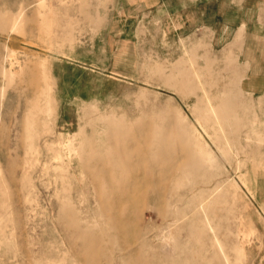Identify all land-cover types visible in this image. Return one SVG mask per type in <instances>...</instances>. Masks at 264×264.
<instances>
[{
    "label": "rangeland",
    "instance_id": "374dc122",
    "mask_svg": "<svg viewBox=\"0 0 264 264\" xmlns=\"http://www.w3.org/2000/svg\"><path fill=\"white\" fill-rule=\"evenodd\" d=\"M131 1L0 0V264H264V8Z\"/></svg>",
    "mask_w": 264,
    "mask_h": 264
},
{
    "label": "crops",
    "instance_id": "0c3cea01",
    "mask_svg": "<svg viewBox=\"0 0 264 264\" xmlns=\"http://www.w3.org/2000/svg\"><path fill=\"white\" fill-rule=\"evenodd\" d=\"M222 4L220 8H218V0H133L131 3H136L138 7L140 4H152L157 3L153 7L157 5H162L168 11H175L176 9H180L181 12H192L195 11V5H198L204 2L209 4L210 10L216 12H224L226 16L229 15L232 17L231 27L233 28L231 31V36L228 41L233 42L237 33V29L242 26L248 30V36L245 38L244 47H243V57L247 60L255 59V53H253V49L251 47L252 41L256 38L251 36L252 27L255 26V22L259 23L261 20V10L264 8V0H221ZM174 8V9H173ZM151 9V8H150ZM172 9V10H171ZM188 15V14H187ZM234 16L238 20L237 23L234 22ZM187 17V16H186ZM230 19V18H229ZM243 35V29L239 31L237 35V40L240 39ZM257 72V71H256ZM252 71L249 75L247 81V90L252 92L261 91V87L257 86L259 83L256 80L258 73Z\"/></svg>",
    "mask_w": 264,
    "mask_h": 264
},
{
    "label": "bare ground",
    "instance_id": "6f19581e",
    "mask_svg": "<svg viewBox=\"0 0 264 264\" xmlns=\"http://www.w3.org/2000/svg\"><path fill=\"white\" fill-rule=\"evenodd\" d=\"M136 180H138L137 178H136ZM139 185V184H138ZM141 186V185H140ZM132 195V194H131Z\"/></svg>",
    "mask_w": 264,
    "mask_h": 264
}]
</instances>
